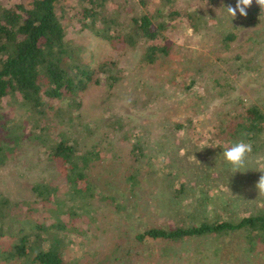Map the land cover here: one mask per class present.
I'll list each match as a JSON object with an SVG mask.
<instances>
[{
	"label": "trees",
	"instance_id": "obj_1",
	"mask_svg": "<svg viewBox=\"0 0 264 264\" xmlns=\"http://www.w3.org/2000/svg\"><path fill=\"white\" fill-rule=\"evenodd\" d=\"M107 1L71 0L67 5V0H25L0 6V165L13 158L23 143L33 142L43 147V152L65 181V191H61V195L56 191L57 187L54 188L57 185L44 183L45 180L27 184L34 195L33 200L16 202L0 193V238L8 236L13 239L5 249L0 247V262L22 263L29 259V264H84L80 258L66 255V243L71 242V238L67 233L59 232L60 229H66L70 221L74 225L73 221L89 213L97 192L101 202L110 207L117 206L116 196L104 191L96 192V185L90 176V172L107 162L110 155L103 154L97 144L80 149L77 143L78 136L92 135L95 126L80 111L86 90L92 85L114 88L122 79V71L118 60L107 59L95 61V69L85 58V48L75 41L73 33L80 36L86 31V34L107 42L123 54L127 51L139 52V66L144 67L169 57L170 48L163 42L164 31L186 28L189 34L182 44L187 46L189 43L197 44L195 38L203 40L208 27L201 9L190 0H136L138 14L129 19H122L117 10H109ZM236 2L209 0L207 4L225 8L227 3L235 7ZM246 12L247 15L242 16L237 10L231 28L225 27L228 21L225 12L224 16L221 11L217 16L215 26L224 27L218 40L226 48L235 40L237 32L246 27L264 36V8L253 0ZM250 40L255 41L254 46L264 44V37L261 40L251 37ZM249 53L228 56L226 60L232 58L235 62L234 67L227 66V69L240 72L258 68V62L251 64L258 51ZM184 55L185 58L190 57L187 52ZM184 80L182 77L175 79L179 83L175 88L177 94H184L195 87V83L187 84ZM133 90L129 101L139 103L143 108L148 106L153 98L151 90L141 81L135 83ZM202 97L199 94L198 98ZM177 104L184 105V102ZM6 105L13 107L12 113L6 112ZM188 107L197 114H204L201 112L205 110L203 103L196 101ZM160 109L165 110L164 105ZM166 114L165 111L164 116ZM180 116L174 113V121L168 127L180 137L179 142L174 144L175 148L168 152L172 155L183 150L187 156H194L197 168L203 169V156L208 151L198 148L201 146L199 142L204 139L197 130L199 119L187 114ZM168 119H171L170 115ZM106 123L122 131L120 138L127 142L124 146L127 160L121 165L126 167L124 172H131L125 176L130 192L135 194L138 190L143 172H168L170 162L161 160L160 168L151 156L145 154L148 144L140 141L139 132L124 130L118 125V119ZM191 130L193 136L190 140L195 145L187 148L185 139ZM209 131L211 141L218 142L222 152L239 141L251 143L252 152L245 160L251 159L255 153L264 152V107L252 103L238 110L229 108L214 120ZM186 158L193 166L191 158ZM114 159L116 157L110 161ZM251 160L257 163L255 159ZM222 166L224 172H255L256 164L249 167L244 162L237 169L224 158ZM207 172H212L211 167L207 168ZM71 201L79 209L78 216L72 218L69 211L63 210L61 226H53L58 224V217L52 203L67 204ZM257 201L252 210L237 215L230 210L217 214L211 208L210 213L202 209L203 218L199 223L186 221H190L191 217L194 220L195 214L177 212V219L172 225L163 222L141 229L123 253L125 256L134 253V260L143 258V261L147 256L146 245L154 240L177 244L186 238H220L232 234L242 235L249 249L259 245L264 247V196Z\"/></svg>",
	"mask_w": 264,
	"mask_h": 264
},
{
	"label": "rangeland",
	"instance_id": "obj_2",
	"mask_svg": "<svg viewBox=\"0 0 264 264\" xmlns=\"http://www.w3.org/2000/svg\"><path fill=\"white\" fill-rule=\"evenodd\" d=\"M18 1L25 0H0V6ZM70 2L71 0H67V5ZM190 2L201 9L207 19L208 27L203 40L195 38L197 44L189 43L185 46L182 42L189 34L186 28L166 30L163 42L170 48L169 57L151 66H139V52L127 51L123 54L107 42L86 34V31L81 32L80 36L76 32L72 35L76 42L84 46V56L95 69V61L118 60L122 79L110 89L105 85H92L83 96L81 114L86 120L94 122L95 128L93 127L92 135L78 136L77 146L83 149L97 144L103 154L110 155L107 162L99 164L90 172V176L96 185V192L104 191L116 196L117 206L110 207L101 202L97 192L89 213L82 214L80 219L73 221L74 225L70 221L66 229H60L59 232L67 233L71 238V242L66 243L68 257L80 258L84 264H264V247L259 245L253 250L249 249L240 234L220 238H186L177 244L154 240L146 245L147 256L143 261V258L134 260V253L128 256L123 253L127 244L129 246L133 243L135 234L141 229L163 222L172 225L177 219V212L195 214L194 220L191 217L190 221H186L199 223L203 218L202 209L204 212L213 209L217 214L228 210L236 215L243 214L252 210L258 203L257 199L264 196V192L256 188L259 178L264 175V152L252 156L257 163L252 158L245 160L249 167L256 164L255 172H224L223 152L219 149L218 142L211 141L212 134L209 131L214 120L229 108L238 110L252 103L264 107V44L254 46L255 41L250 40L251 37L261 40L264 36L246 27L237 32L235 40L226 48L218 40L224 27L217 28L215 24L221 11L223 16L225 12L228 19L225 27L231 28L234 19L227 7L232 4L227 3L222 8L216 4H207L209 0ZM107 7L109 10L119 11L122 19L137 15L139 10L136 0H108ZM79 26L77 23V28ZM182 48L187 49L184 51ZM247 51L249 54L258 51L251 64L258 62L259 67L240 72L235 69L229 71L227 66L234 67L235 59L226 60L227 57L236 53L245 54ZM186 52L190 54L189 58H185ZM173 75L176 78L173 79ZM178 77L185 78L184 82L187 84L195 83V87L183 92L184 94H177L175 88L179 83L175 79ZM137 81L151 90L153 96L145 108L129 101ZM199 94L203 96L202 99L198 98ZM182 101L184 105L177 104ZM196 101L203 103L205 110L201 112L204 114H197L188 107ZM161 105H164L165 110L160 109ZM12 108L6 105V112L12 113ZM197 108L201 110L200 107ZM165 111L171 119H168L167 114L164 116ZM174 113L199 119L196 126L204 139L199 142L201 146L198 148L208 151L203 156L205 168H197L194 156H187L183 150H176L177 153L172 155L168 152L175 148L174 144L180 138L168 129L174 121ZM113 119H118V125L124 130L139 132L140 141L148 144L145 154L151 156L160 168L161 160L171 164L168 172H143L135 194L129 191V184L125 179L131 172H124L126 167L121 165L127 160V149L124 147L127 142L120 138L122 131L115 127L113 129L106 123ZM187 136L185 146L193 148L195 143L190 140L192 130ZM186 157L191 158L193 166L189 165L186 161L189 158ZM210 167L212 172H207ZM40 180L57 185L53 186L57 187L56 191L60 195L61 191H65V181L56 166L49 161L43 147L33 142L23 143L13 158L0 165V193L16 202L33 200L34 195L27 184ZM73 202L52 203L58 217V224L53 226H61L63 210L69 211L72 218L78 216L79 209ZM11 242L13 239L8 236L0 238L1 249H5ZM0 264H29V259L22 263Z\"/></svg>",
	"mask_w": 264,
	"mask_h": 264
},
{
	"label": "clouds",
	"instance_id": "obj_3",
	"mask_svg": "<svg viewBox=\"0 0 264 264\" xmlns=\"http://www.w3.org/2000/svg\"><path fill=\"white\" fill-rule=\"evenodd\" d=\"M253 0H237L235 7L228 6L227 11L232 16L235 17L237 10L240 15L246 16V9L251 6ZM256 3L264 8V0H256ZM252 152V145L249 142L239 141L234 143L231 147L227 148L223 152L225 160L234 166V168H239L243 166L245 159L249 153ZM256 188L260 192H264V175H262L257 184Z\"/></svg>",
	"mask_w": 264,
	"mask_h": 264
}]
</instances>
